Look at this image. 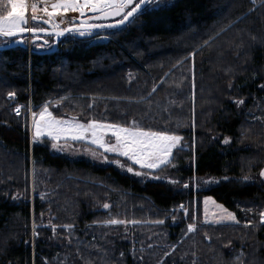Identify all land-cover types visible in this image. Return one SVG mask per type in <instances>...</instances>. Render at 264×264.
<instances>
[{"label": "trees", "instance_id": "trees-1", "mask_svg": "<svg viewBox=\"0 0 264 264\" xmlns=\"http://www.w3.org/2000/svg\"><path fill=\"white\" fill-rule=\"evenodd\" d=\"M96 35L107 41L0 51V264H264V0H172ZM49 102L186 147L151 173L162 181L55 155L31 137V112ZM195 179L218 183L195 190ZM203 195L240 224L204 223Z\"/></svg>", "mask_w": 264, "mask_h": 264}, {"label": "snow or ice", "instance_id": "snow-or-ice-1", "mask_svg": "<svg viewBox=\"0 0 264 264\" xmlns=\"http://www.w3.org/2000/svg\"><path fill=\"white\" fill-rule=\"evenodd\" d=\"M161 2L162 0H33V2H30V0H0V38H3L6 42H12V38L21 37L15 42L23 43L22 37L25 34H30L34 38L32 42L36 47H43L48 44V41L44 40L43 36L61 37L66 33L91 36L98 30L123 29L138 19L147 8L158 7ZM253 3H255V0H253ZM29 9L31 12L30 20L33 22L32 26H29ZM69 12L77 13L78 16L67 20V23L72 25L71 27L62 28L61 23L63 20L57 22L56 18H67ZM106 20H114V22H100ZM42 25H47L48 27H43ZM49 28L52 31H49ZM192 55L194 56L195 53ZM155 91L156 87H153L152 92ZM8 96L12 98L15 93L10 92ZM236 103L242 105L244 101L238 100ZM50 104L51 102L42 106L39 112H31L34 139L46 136L52 141L51 147L58 151H64L68 147L69 141L94 145L102 150L100 157L105 163H115L118 167L135 176H149L155 170L169 164L173 149L182 140V137L169 134L167 131L146 130L143 127H139L135 120L124 126L98 121L94 118L89 119L87 123L81 122L77 117L64 119L57 117L50 111ZM89 107H93V105H89ZM20 111V108L15 109L17 115L20 114ZM61 140L64 141V144L60 143ZM224 143H229V140L225 139ZM103 153L114 154L117 159L109 160ZM90 154L94 158L98 156L96 151H90ZM119 157L126 158L127 166L120 162ZM135 166H139L140 170H135ZM259 175L264 178V171H261ZM153 178L159 179L158 176ZM244 180L248 181L249 177H244ZM173 183H177V181H173ZM203 183H218V181L211 180ZM183 187L188 188L189 185L186 183ZM209 201L212 202L216 209V211L211 213L213 219L210 221L208 219ZM179 207L183 210L184 215L187 216L188 210L186 206L180 205ZM103 208L109 209L110 205L106 203ZM247 211H251V209ZM259 216L261 223L264 224V211H261ZM172 218L173 220L175 219V213H173ZM204 222L212 224L227 222L240 224V220L237 219L233 212H230L223 205L216 204L211 197L204 200ZM106 223L127 227L128 224L135 225L138 222L135 220L110 219ZM156 223L163 224L164 221L158 220ZM250 223H246L245 227L249 226ZM62 227L69 231L73 229L72 225H64ZM54 228L55 226H53ZM196 228V215L193 214L192 222L187 226V232H195ZM34 235H38L35 232V225ZM132 254L135 256V250H133ZM139 259L142 261L143 257Z\"/></svg>", "mask_w": 264, "mask_h": 264}, {"label": "rangeland", "instance_id": "rangeland-1", "mask_svg": "<svg viewBox=\"0 0 264 264\" xmlns=\"http://www.w3.org/2000/svg\"><path fill=\"white\" fill-rule=\"evenodd\" d=\"M165 1V2H164ZM172 0H162L161 4L162 3H167V2H171ZM30 2H33V0H30ZM160 4V5H161ZM159 5V6H160ZM30 15H31V12H30V9L28 11V16H29V26H32L33 25V22L30 20ZM78 14L77 13H72V12H69L68 15H67V18H63V17H57L56 18V21L57 22H60L63 20V22L61 23V27H70L72 26L71 24L67 23V20L68 19H71L73 17H77ZM76 35V34H75ZM74 34H70L71 37H74L75 36ZM69 36V35H68ZM79 36V35H78ZM100 35H96L95 37L93 36V38H96V37H99ZM80 37V36H79ZM86 39H90L91 36H82ZM107 41V39H106ZM100 41L99 40H96L94 43H99ZM35 45V44H34ZM36 47V45H35ZM42 47H36V49H41ZM57 105H59V107H57ZM56 110H61V105L59 103H56L54 104L53 106H50V111L53 112L54 115H56L57 117H62L64 119H69L71 117H67V116H64L62 114H56ZM39 112V111H38ZM81 122H85L87 123L88 120L86 119H83V118H78ZM31 137L34 138V129L32 127V120H31ZM182 137V140L180 141V143L177 145V147L175 149H173V153H172V156L174 154V152L178 149H181V148H184L186 147V140L183 136H180ZM49 139L48 137H40V138H36V139ZM109 138H110V133H109ZM52 142V141H51ZM61 144H64V141L61 140L60 141ZM52 144V143H51ZM50 150L53 154L55 155H63V156H67V157H70L72 159H80V158H85L87 160H90V161H93L94 163H96L97 165H100V166H113L115 167L116 169H118L120 172L122 173H126V174H129L133 177H137V178H140V179H144V180H156V181H162L163 178L159 177V179H155L153 177H155L154 175L150 174L149 176H135L133 175L132 173H128L127 171H125L124 169L118 167L115 163H105L103 161V159L100 157V153L102 152V150L96 148V146L94 145H88L84 142H73V141H69L68 142V147L65 148L64 151H58V150H55L53 149L51 146H50ZM90 151H96L98 153V156L97 157H93L91 154H90ZM103 155H106L108 157L109 160H113V159H117V157L114 156V154H111V153H103ZM120 160L121 163H124L126 166H127V160L126 158H123V157H119L118 158ZM172 159V157L170 158V160ZM163 167V166H162ZM135 170L139 171V166H135ZM158 170V169H157ZM146 171V170H145ZM156 171V170H155ZM264 171V168L263 170ZM262 181L264 182V178H262ZM204 181H211V179H195L192 183L193 185V188L195 190H202L204 189L205 187H207L208 185L212 184V183H203ZM211 197L212 201H215L216 204L218 205H223L226 209H228L223 203L217 201L213 196L211 195H203L202 196V216H203V221H204V200L206 198H209ZM230 212H233L231 211L230 209H228ZM208 211H209V221L213 219V217L211 216V213L216 211V209L214 208V206L212 205V202L209 201V204H208ZM234 213V212H233ZM235 214V213H234ZM236 215V214H235ZM205 223V222H204ZM207 224H212V223H207ZM221 224H235V223H231V222H227V223H221Z\"/></svg>", "mask_w": 264, "mask_h": 264}, {"label": "water", "instance_id": "water-1", "mask_svg": "<svg viewBox=\"0 0 264 264\" xmlns=\"http://www.w3.org/2000/svg\"><path fill=\"white\" fill-rule=\"evenodd\" d=\"M101 23H113L114 20H106V21H100ZM44 27H48L47 25H42ZM71 27V26H70ZM109 30H117V29H105V30H98L96 32H99V31H109ZM49 31H52L51 28H49ZM68 34H71V33H66L64 36H61V37H56L55 36V41L53 43V46L51 49L49 50H45V51H36V53H39V54H50V53H53L54 51H56V47H57V44L58 42L66 37ZM28 36H31L30 34H25L23 37H28ZM22 37V39H23ZM3 39V38H2ZM18 39H21V37H15V38H12L13 42H11L10 44H7V45H3V46H0V51H3V50H8V49H11V48H14V47H25V44L24 42L23 43H17L15 42L16 40ZM34 39V38H33ZM32 39V41H33ZM24 40V39H23ZM42 42V41H41ZM33 43V42H32ZM45 45H48V44H45Z\"/></svg>", "mask_w": 264, "mask_h": 264}, {"label": "flooded vegetation", "instance_id": "flooded-vegetation-1", "mask_svg": "<svg viewBox=\"0 0 264 264\" xmlns=\"http://www.w3.org/2000/svg\"><path fill=\"white\" fill-rule=\"evenodd\" d=\"M44 27V26H43ZM99 32H104V31H99ZM96 33H98V32H94L93 33V35H91V38L89 39V40H91V41H96V40H99L100 42V44L101 43H103L105 40H106V37L104 36V35H100L99 37H96V38H93V36L95 37V35H96ZM74 34V33H73ZM68 36V35H67ZM66 36V37H67ZM65 37V38H66ZM101 37H103V38H101ZM43 39L44 40H47L48 41V45H44L42 48H41V50H49V49H51L52 48V45H53V43H54V41H55V36H51V37H49V36H43ZM63 39L64 38H62L59 42H58V44H57V47H56V49L58 48V46L62 43V41H63ZM3 40V39H2ZM41 42V41H40ZM40 42H38V43H40ZM10 42H6L5 41V44H9Z\"/></svg>", "mask_w": 264, "mask_h": 264}]
</instances>
